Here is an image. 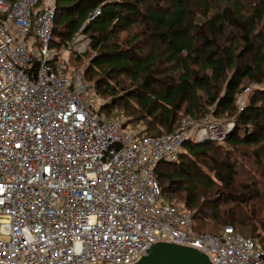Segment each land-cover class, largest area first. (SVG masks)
Masks as SVG:
<instances>
[{"label":"built area","instance_id":"2783aa9c","mask_svg":"<svg viewBox=\"0 0 264 264\" xmlns=\"http://www.w3.org/2000/svg\"><path fill=\"white\" fill-rule=\"evenodd\" d=\"M56 11L57 0H0V264H136L163 243L264 264L254 240L199 233L194 214L166 204L156 170L192 137L140 139L107 118L52 48Z\"/></svg>","mask_w":264,"mask_h":264},{"label":"trees","instance_id":"16d2710c","mask_svg":"<svg viewBox=\"0 0 264 264\" xmlns=\"http://www.w3.org/2000/svg\"><path fill=\"white\" fill-rule=\"evenodd\" d=\"M263 26L264 0H57L52 48L60 55L77 35L90 39L87 76L106 101L100 111L126 130L143 126L140 139L210 114L235 121L223 144L188 141L156 176L166 204L194 214L197 232L232 227L264 248V194L224 157L249 147L264 155V89L237 105L245 82L264 83Z\"/></svg>","mask_w":264,"mask_h":264},{"label":"rangeland","instance_id":"374dc122","mask_svg":"<svg viewBox=\"0 0 264 264\" xmlns=\"http://www.w3.org/2000/svg\"><path fill=\"white\" fill-rule=\"evenodd\" d=\"M261 31H263L264 33V26ZM77 39L78 40L74 41V43L72 42L69 47H65L60 50V57L64 65L71 73L82 75L85 81H87L86 83L90 87H94V81L90 80L87 76V71L89 69L92 56V53L89 49V38L83 35L78 37ZM259 43L260 44H258V46L264 44V37L263 40H261V42ZM83 46H85L83 48V51L81 53L78 52L79 49ZM261 89H264V83L261 84L245 82L243 89L240 95L238 96V107L244 110L245 104L252 101L253 98L256 96V92L260 91ZM93 99L95 100L96 107L100 109L106 104V101L103 98L98 97L95 92L93 95ZM117 115L118 112L114 111L113 116L118 117ZM235 127V121H232L230 118L226 116L216 117L210 114L207 119L201 121L184 120L177 131H186L187 135L191 136L192 139L195 140L200 134H207L206 136L212 137L213 135L211 133H213L215 129H217L218 131H226L230 128L235 129ZM130 130L136 135H139V133L143 131L144 128L143 126H138L135 129L133 127H130ZM219 137L220 135L216 136V141H218L217 139ZM223 143L224 142H220V144ZM257 149L258 148L256 147L244 148L242 155H239L235 158H230V154H224V157L226 159H230L231 162H234L238 165L239 169H241L240 172L242 173L244 178L255 179V181L258 182L259 189L264 194V155H262L260 158H257L253 154L255 151H257ZM161 171L171 172L172 169L164 168ZM203 230L209 231V228ZM258 235L260 236L258 238V241H261L264 238V231L260 230L257 233V236Z\"/></svg>","mask_w":264,"mask_h":264},{"label":"water","instance_id":"95a60500","mask_svg":"<svg viewBox=\"0 0 264 264\" xmlns=\"http://www.w3.org/2000/svg\"><path fill=\"white\" fill-rule=\"evenodd\" d=\"M136 264H212L201 252L174 244H157Z\"/></svg>","mask_w":264,"mask_h":264}]
</instances>
